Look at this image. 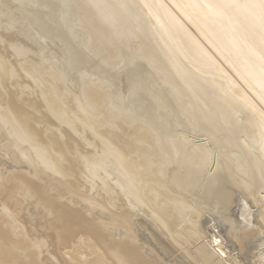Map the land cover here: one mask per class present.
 Listing matches in <instances>:
<instances>
[{
  "label": "bare ground",
  "instance_id": "1",
  "mask_svg": "<svg viewBox=\"0 0 264 264\" xmlns=\"http://www.w3.org/2000/svg\"><path fill=\"white\" fill-rule=\"evenodd\" d=\"M51 1L57 18L0 0V264H264V209L262 227L242 202L264 191V0ZM16 18L38 37L6 34ZM88 55L146 68L121 65L129 87L81 69L71 93Z\"/></svg>",
  "mask_w": 264,
  "mask_h": 264
},
{
  "label": "rangeland",
  "instance_id": "2",
  "mask_svg": "<svg viewBox=\"0 0 264 264\" xmlns=\"http://www.w3.org/2000/svg\"><path fill=\"white\" fill-rule=\"evenodd\" d=\"M8 1H10V2H8ZM23 3H21V2ZM31 3H30V2ZM34 1V2H33ZM47 1H49V3L47 2ZM4 0V2H3V0H1V2H2V5H1V7L3 6V8L4 9H2V12H4L5 13V11H10V10H14V12H12V11H10L11 13L10 14H12V17L13 18H15V17H18L19 18V15H17L18 14V9H20V7L22 8V9H25V10H27V12H30L31 11V13H33L32 11L33 10H36V11H40V12H43V13H45V14H47V12L48 11H46V9H45V12H44V10H41V8H43V7H45V6H47L48 4V6L47 7H52V9H51V11H50V9L49 8H47V9H49V15L47 14V16L48 17H50V18H57V14L56 13H54L55 11L56 12H58L59 10H57L56 9V7H58V5H56V4H54V2L53 1H51L50 2V0ZM17 2V3H16ZM8 3V4H7ZM27 5H26V4ZM41 3V4H40ZM45 3H46V5H45ZM5 4L7 5V6H5ZM12 6H11V5ZM25 4V5H24ZM40 4V5H39ZM29 5V6H28ZM31 5H34V6H31ZM53 5H56L55 6V8L53 7ZM63 5V4H62ZM66 5V4H65ZM13 7V8H11V9H9L8 7ZM15 8V9H14ZM35 8H38V9H35ZM6 9V10H5ZM53 9H54V12H53ZM15 10L17 11V12H15ZM35 12V11H34ZM13 13H14V15H13ZM15 13H17V14H15ZM54 14V15H53ZM56 14V15H55ZM62 15V14H61ZM64 15V14H63ZM53 16V17H52ZM56 16V17H55ZM67 16V20H64V19H66V17L65 16H63V17H65V18H63V20H64V22L66 23V24H71V25H73L74 27H73V30L75 31V33H76V35H77V40H76V42H75V45L76 46H81L80 45V43L79 42H81V44H83L84 42H85V38H86V34H85V29L82 27V26H80V25H77L76 24V22L72 19V16H70L71 17V19H70V17H69V14H67L66 15ZM69 17V18H68ZM18 18H16L17 20L15 21V24L14 25H12L11 27H8L9 29L8 30H6V34H8V32L10 31V33H12L14 30H15V28L14 27H16L17 25H19V24H21V22H19L18 21ZM73 20V21H72ZM17 21H18V24H17ZM27 23H29V24H27ZM24 24V26H22ZM23 24H21V26H22V28L23 27H25V28H23V29H25V31H27V32H30L29 33V35H32V36H34V38L36 39L38 36H36V34L37 35H39L38 34V32H37V30H33V29H36L35 28V26L32 24V22H26V26H25V23H23ZM32 25V26H31ZM20 26V25H19ZM18 26V27H19ZM28 27V28H27ZM12 28V29H11ZM14 28V29H13ZM17 28V27H16ZM79 28V29H78ZM11 29V30H10ZM27 29V30H26ZM30 30V31H29ZM78 31V32H77ZM81 32V33H80ZM84 33V37H83V33ZM9 33V34H10ZM80 33V34H79ZM31 36V37H32ZM83 38V39H82ZM48 41H45V39H42L40 42H41V44L43 45V47H44V49H45V54H43V56H42V58L44 57V58H46V57H49V59L48 58H46V59H42V61L43 62H45V65H47V66H49V65H52L53 63H54V65L53 66H59L60 64H61V61H62V59H64V58H62V57H64V55H62V57H61V54H63V52L61 53V51H63V42H61L60 44H61V46L59 45V44H57V43H59L60 41L59 40H57L56 39V41L54 40V39H52V40H54L53 42H52V40L50 41V39L49 38H46ZM79 39H81V40H79ZM44 40V41H43ZM79 40V41H78ZM26 42V41H25ZM44 42H46L47 44H45ZM57 42V43H56ZM83 42V43H82ZM51 43H52V45L54 46V44H55V46L53 47L52 45H51ZM76 43H79V44H76ZM28 42H26V44H25V47H28ZM59 45V46H58ZM46 47H48V48H46ZM58 47V48H57ZM60 47V48H59ZM207 47V46H206ZM53 48V49H52ZM56 48V49H55ZM62 48V50H60ZM54 50V53H56V51H57V56H55V57H53L52 55L54 54L53 52H52V50ZM207 49H208V47H207ZM51 50V51H50ZM209 50V49H208ZM61 53H59V52ZM211 53H212V51L211 50H209ZM50 52L51 53H53L52 55L50 54ZM84 52V51H83ZM85 53H86V51H85ZM84 53V54H85ZM0 55H4V57H6V59H8V57H7V55H6V52L4 51V52H0ZM47 55V56H46ZM50 55V56H49ZM55 55V54H54ZM87 55V54H86ZM85 55V56H86ZM214 55V54H213ZM10 56V55H9ZM90 56V57H89ZM53 57V60L51 59ZM57 57V60L59 59V57H61L60 58V60H58V62H56L57 60H55V58ZM89 57V58H88ZM91 58V59H90ZM94 58V59H93ZM12 59V58H11ZM38 59H39V57H38ZM47 59H48V61H47ZM51 59V64H50V60ZM86 59V60H85ZM85 59H84V61L82 62V64L83 65H85V67L82 65V64H79V65H82V66H77L76 68L75 67H73L74 68V70H71V72H68V74H69V76H67V81H66V87H68V85L70 86V87H68V90L70 91V89H71V93L72 92H75V90H76V88H75V90H74V87H77V90H78V87H79V75H80V73L81 74H83V72H84V75L86 74V76L89 78V79H92L91 81H97V79H98V81H100V82H102L103 84H105V86L106 87H129V76H128V74H129V72H128V70H127V68L125 69V70H127V71H125L124 70V68L125 67H127V66H129L127 63H126V61H125V58H123V59H120L119 61H117V62H115L114 63V65H110V66H106L105 64H103L102 63V66H101V62H100V59L99 58H97V57H92L91 55H88L87 56V58L85 57ZM217 59V58H216ZM49 63H47L46 61ZM87 60H88V62H87ZM123 60V61H122ZM220 59H218V61H219ZM120 61H122V62H120ZM141 61H143V60H139V59H137V62L139 63V65H140V63H141ZM90 62V63H89ZM118 62H120L118 65H117V63ZM125 62V63H124ZM135 62H136V60L134 61V63H133V65H131L132 67H134V65H135ZM220 62V61H219ZM47 63V64H46ZM59 63V65H57ZM126 64L125 65V67L123 68L121 65H124V64ZM138 63H136V67L137 66H139L138 65ZM144 63V62H143ZM141 64L140 65V67L142 68L141 70H143V68L145 67L144 66V64ZM97 64V65H96ZM221 64V63H220ZM87 66V67H86ZM97 66V67H96ZM131 66H129L128 67V69L129 68H131V70H133V68L131 67ZM222 66H224V64L222 63ZM84 67V68H83ZM100 67V68H99ZM123 68V70L125 71H122L121 70V68ZM72 68V69H73ZM107 68V69H106ZM146 68V67H145ZM224 68H225V66H224ZM78 69H80V71H81V69L83 70V72L81 71H78L77 72V70ZM112 69H115V70H112ZM117 69H120V71L119 70H117ZM76 70V71H75ZM131 70H129V71H131ZM226 70H227V67H226ZM98 71H100V72H98ZM145 71H147V69H145ZM228 71V70H227ZM88 72V73H87ZM102 72V73H101ZM127 72H128V74H127ZM150 72H152V71H150ZM229 72L230 73H232L230 70H229ZM77 74V75H75V74ZM114 73V74H113ZM117 73V74H116ZM228 73V72H227ZM230 73H228L230 76H231V74ZM67 74V75H68ZM88 74H89V76H88ZM120 76H119V75ZM150 74H153L152 76H153V78H155L154 79V82L156 81V75H154V72L153 73H150ZM100 75H102V76H100ZM108 75V76H107ZM73 76V77H72ZM75 76L77 77V79L75 78ZM119 77V78H118ZM125 78H126V80H125ZM232 78H233V80L234 81H236L237 82V85L239 86H241V87H244L241 83H240V81L237 79V78H235V75L232 73ZM110 79V80H109ZM107 80V81H106ZM116 80V81H115ZM128 80V81H127ZM69 81V82H68ZM119 81V82H118ZM125 81H127V82H125ZM239 81V82H238ZM76 82V83H75ZM106 82H108V83H106ZM157 82V81H156ZM240 83V84H239ZM76 85V86H75ZM72 86V87H71ZM239 86V87H240ZM158 87H164V86H158ZM74 91H73V90ZM76 90V91H77ZM186 134V136H191L192 134H190V132H186L185 133ZM194 140H197V139H194ZM258 190L259 189H257V191H256V199H258V201H259V203H258V201L256 202V204L258 205V206H256V204H254L253 205V200L252 199H248V200H243L242 199V202H244V203H246V205H247V207L248 208H246L248 211V214L253 218L252 220H254L255 222H256V224H258V225H260V226H262L263 227V225L261 224V222H260V220H259V218H258V216H259V214H260V211L263 213V209H264V203H263V201H261V200H264V197L263 198H261L260 199V197L261 196H263L264 195V193H261L262 191H263V189H261L262 191H260L259 190V192H258ZM264 192V191H263ZM259 194V195H258ZM74 200H76V199H74ZM247 203H249V204H247ZM261 204V205H260ZM250 207H249V206ZM85 205L84 204H82V205H80V207L81 208H83ZM262 206V208H260ZM37 208V209H36ZM209 208V207H208ZM207 207H206V239L208 240V238H209V231H215L216 229V227H218V225L217 224H220V221H221V219L220 218H218V217H214V216H212L213 214L211 213V212H209V209H208ZM27 209H28V211L30 210V212L32 213V215H33V218L36 220V221H38L39 223H41V222H43L44 221V219H45V217H46V211L45 210H43L42 208H40L39 206H31V208H30V205H25V211H27ZM257 209V210H256ZM260 209H262V210H260ZM251 212H250V211ZM259 210V211H258ZM252 213V214H251ZM210 219H212V220H210ZM209 220H210V222H209ZM210 225H213V227H215L214 229H212L211 227H210ZM262 229V235L264 236V229L263 228H261ZM213 237L215 238V240L216 241H218L217 242V244H219L220 246H223V244H224V242H223V240L219 237V233H214L213 232ZM224 247V246H223ZM221 248V247H220ZM255 251H257V249L256 250H254V251H252V253L251 254H248L246 257L245 256H243L242 255V258H243V260L246 262V264H261L260 262H259V260H258V257L257 258H255L256 257V255H255V253L253 254V252H255ZM261 251H263L264 252V248L263 249H261ZM260 251V252H261ZM236 251H233V253H235ZM262 252V253H263ZM171 258H173L174 259V257H171ZM215 262L216 261H213V263H210V264H215ZM176 264H183V263H181V262H179V261H177L176 262Z\"/></svg>",
  "mask_w": 264,
  "mask_h": 264
}]
</instances>
